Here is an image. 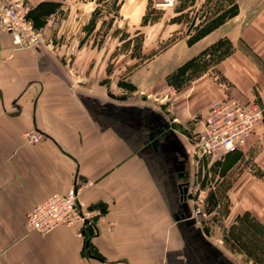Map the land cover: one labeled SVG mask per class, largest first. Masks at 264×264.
Returning a JSON list of instances; mask_svg holds the SVG:
<instances>
[{
    "label": "crops",
    "instance_id": "crops-1",
    "mask_svg": "<svg viewBox=\"0 0 264 264\" xmlns=\"http://www.w3.org/2000/svg\"><path fill=\"white\" fill-rule=\"evenodd\" d=\"M91 1L26 0L31 8L43 3L82 8L87 20ZM234 2L235 15L192 44L183 39L171 44L133 72L139 92L159 83L162 90L154 100L163 102V113L125 104L118 80H70L65 73L69 63L61 61L55 41L54 53L17 49L9 35L0 34V264H228L180 199L178 186L187 181L188 166L181 137L188 128L198 134L211 104L226 96L264 104V70L234 48L211 66L227 83L196 79L173 90L156 72L175 68L220 37L242 42L263 59L264 0ZM167 56V62L156 64ZM86 65L91 68L79 67ZM29 131L41 140L25 144L21 134ZM261 141L264 116L242 147ZM261 153L258 163L264 171V146ZM73 185L79 187L83 210L94 212L95 229L80 237L63 226L45 236L25 229L32 207L53 193L64 195ZM228 192L234 206L252 212L256 209L246 196L256 192L264 199V181L241 174Z\"/></svg>",
    "mask_w": 264,
    "mask_h": 264
},
{
    "label": "rangeland",
    "instance_id": "rangeland-1",
    "mask_svg": "<svg viewBox=\"0 0 264 264\" xmlns=\"http://www.w3.org/2000/svg\"><path fill=\"white\" fill-rule=\"evenodd\" d=\"M233 1L175 0L172 6H163L159 4L160 0H92L87 7L92 9L88 20L87 17L84 19L82 8H54L50 3L34 8L27 5L28 22L48 45L23 49L40 47L54 53L55 41L56 52H62L61 61L69 63L65 73L70 80L101 77L112 83L118 80L122 85V92L119 89L118 93L123 94L125 104L150 107L163 113V102L159 104V100H154L155 97L159 98L161 92H158L162 90L158 88L159 83L155 82V87L151 89L141 88L143 92H139L132 81L133 72L181 39L186 44L197 41L218 19L227 17ZM52 10L55 16L50 14ZM54 34L55 39L51 38ZM234 48L244 50L264 70V58L253 54L242 42L233 44L227 38L220 37L175 68L156 72V78H162L173 90H179L180 85L196 79L227 83V79L211 66ZM168 58L156 59L155 62L162 64ZM71 62L75 65H70ZM83 63L90 64L91 68L87 65L79 67ZM100 63L103 64L101 68ZM206 90L211 97H218L215 91ZM108 94L111 95L110 92ZM252 100L264 109L262 102ZM221 101L236 100L226 96ZM172 128L178 135L180 130ZM185 130L187 133L181 140L187 150L188 166L184 175L190 193L185 195L182 192L185 181L179 184L178 189L180 199L187 202L193 222L202 228L205 240L219 251V256L226 258L228 264H264V199L256 192L251 193L250 197L246 196L249 199L245 200L247 204L257 211L247 212L241 210L242 206L233 205L228 192L241 174L264 181V171L258 163L263 142L245 150L242 147L244 139L219 159L197 160L193 154L197 134L189 128ZM21 139L29 144L25 142L23 134Z\"/></svg>",
    "mask_w": 264,
    "mask_h": 264
},
{
    "label": "built area",
    "instance_id": "built-area-1",
    "mask_svg": "<svg viewBox=\"0 0 264 264\" xmlns=\"http://www.w3.org/2000/svg\"><path fill=\"white\" fill-rule=\"evenodd\" d=\"M175 0H160V5L172 6ZM26 0H0V34L9 35L13 48L48 45L43 36L34 30L26 18ZM264 109L256 102H214L200 122V131L195 137V158L216 160L228 154L246 139L260 123ZM25 142L37 143L41 135L35 131L23 133ZM185 195L190 187L184 185ZM79 187L73 185L64 195L53 193L32 207L25 215V229L41 236L59 226L71 228L80 237L88 228L95 229L93 211L83 210L78 200ZM198 210H195V214Z\"/></svg>",
    "mask_w": 264,
    "mask_h": 264
},
{
    "label": "trees",
    "instance_id": "trees-1",
    "mask_svg": "<svg viewBox=\"0 0 264 264\" xmlns=\"http://www.w3.org/2000/svg\"><path fill=\"white\" fill-rule=\"evenodd\" d=\"M237 12V7H236V4L235 2L233 1V4H232V10L227 14V17H222L220 19H218L213 25H211L210 29L212 27H215L216 25H218L219 23H221L222 21H224L226 18H229L233 15H235ZM242 50V49H241ZM244 52V50H242ZM245 53V52H244ZM246 54V53H245ZM250 57V56H249ZM251 60H253L255 63H256V59L254 60L252 57H250Z\"/></svg>",
    "mask_w": 264,
    "mask_h": 264
},
{
    "label": "water",
    "instance_id": "water-1",
    "mask_svg": "<svg viewBox=\"0 0 264 264\" xmlns=\"http://www.w3.org/2000/svg\"><path fill=\"white\" fill-rule=\"evenodd\" d=\"M182 192L185 193V188L182 189ZM180 217H182V216H180ZM177 218L178 217L176 215L173 216V219L177 220Z\"/></svg>",
    "mask_w": 264,
    "mask_h": 264
}]
</instances>
